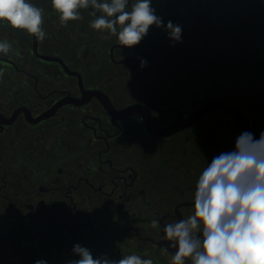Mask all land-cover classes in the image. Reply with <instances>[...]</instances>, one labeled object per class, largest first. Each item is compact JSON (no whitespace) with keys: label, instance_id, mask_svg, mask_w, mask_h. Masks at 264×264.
Here are the masks:
<instances>
[{"label":"flooded vegetation","instance_id":"1","mask_svg":"<svg viewBox=\"0 0 264 264\" xmlns=\"http://www.w3.org/2000/svg\"><path fill=\"white\" fill-rule=\"evenodd\" d=\"M28 2L43 41L0 22V264H69L77 243L172 264L163 226L194 214L213 157L264 132V0H152L182 42L153 25L133 48L91 8L62 26Z\"/></svg>","mask_w":264,"mask_h":264},{"label":"clouds","instance_id":"2","mask_svg":"<svg viewBox=\"0 0 264 264\" xmlns=\"http://www.w3.org/2000/svg\"><path fill=\"white\" fill-rule=\"evenodd\" d=\"M51 4L62 26L82 19L80 9H93L90 14L96 18L90 27L116 36L125 48L138 45L153 25L163 28L171 41L182 42V27L171 20L165 25L152 0H135L131 5L129 0H51ZM42 13L28 0H0V22L26 30L40 41L47 35L42 30ZM10 48L9 43L0 42V53L6 55ZM146 65L142 59L140 66ZM194 209L187 218L163 226L165 239L176 249L172 264L186 260L190 264H264V132L259 139L244 132L233 152L213 157L196 182ZM72 252L80 258L69 264H153L137 255L119 260L106 255L94 258L79 243Z\"/></svg>","mask_w":264,"mask_h":264},{"label":"water","instance_id":"3","mask_svg":"<svg viewBox=\"0 0 264 264\" xmlns=\"http://www.w3.org/2000/svg\"><path fill=\"white\" fill-rule=\"evenodd\" d=\"M246 132H248V131H246Z\"/></svg>","mask_w":264,"mask_h":264}]
</instances>
